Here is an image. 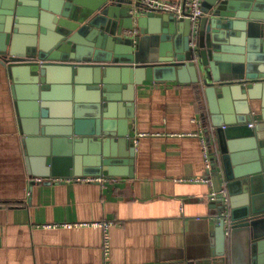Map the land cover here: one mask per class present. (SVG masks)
Here are the masks:
<instances>
[{
  "label": "water",
  "instance_id": "95a60500",
  "mask_svg": "<svg viewBox=\"0 0 264 264\" xmlns=\"http://www.w3.org/2000/svg\"><path fill=\"white\" fill-rule=\"evenodd\" d=\"M201 10L191 47L188 20L133 0H0L25 163L48 179L131 178L136 86L198 85L221 156L222 173L212 156L208 175L214 191L228 189L230 232L215 219V247L195 264H264V0H203Z\"/></svg>",
  "mask_w": 264,
  "mask_h": 264
},
{
  "label": "crops",
  "instance_id": "0c3cea01",
  "mask_svg": "<svg viewBox=\"0 0 264 264\" xmlns=\"http://www.w3.org/2000/svg\"><path fill=\"white\" fill-rule=\"evenodd\" d=\"M11 85L0 61V264H195L214 249L220 200L209 199L213 185L190 180L210 178L201 136L211 126L202 120L207 102L200 86H136L133 177H36L43 180L34 183ZM220 158L218 150L214 160L222 173ZM110 167L125 175L129 166ZM100 222L111 223L107 263L103 228L61 226ZM229 247L227 241V253Z\"/></svg>",
  "mask_w": 264,
  "mask_h": 264
},
{
  "label": "built area",
  "instance_id": "2783aa9c",
  "mask_svg": "<svg viewBox=\"0 0 264 264\" xmlns=\"http://www.w3.org/2000/svg\"><path fill=\"white\" fill-rule=\"evenodd\" d=\"M139 7L143 8L145 12H157L160 14H172L176 20H188L191 23L190 27V41L189 44L191 47H194L197 40V32L199 20L203 16L201 10L203 0H175V1H165V0H133ZM126 35L136 34V29L125 31ZM252 126V123L249 124ZM201 133V129L199 130ZM210 140H207V136H201V147L204 160L205 170L208 173L211 169L212 156H217L218 149L216 145V140L214 137L213 129L210 130L209 134ZM43 178H32L31 181L42 182ZM196 182L208 183L212 185V180L209 177H201L196 179H190ZM76 181H103L102 179L97 178H82L76 179ZM209 199L215 201L216 199L220 200L221 210L218 215V219L223 220L224 222V234L229 235L230 232V202L228 191L225 188H221L219 191H214L213 189L209 193ZM111 223L109 222H100V223H74V224H63L62 227H101L104 229V255L105 261L109 260V244H108V233L107 230L110 227ZM49 227V226H46Z\"/></svg>",
  "mask_w": 264,
  "mask_h": 264
},
{
  "label": "trees",
  "instance_id": "16d2710c",
  "mask_svg": "<svg viewBox=\"0 0 264 264\" xmlns=\"http://www.w3.org/2000/svg\"><path fill=\"white\" fill-rule=\"evenodd\" d=\"M194 86H196V85H194ZM197 87V86H196ZM196 90L198 91V88H196ZM199 96V95H198ZM201 103H200V98H199V105H200ZM201 108V107H200ZM202 112H203V110H202ZM203 120V119H202ZM204 121V120H203Z\"/></svg>",
  "mask_w": 264,
  "mask_h": 264
}]
</instances>
